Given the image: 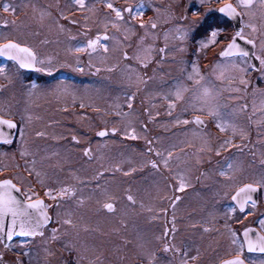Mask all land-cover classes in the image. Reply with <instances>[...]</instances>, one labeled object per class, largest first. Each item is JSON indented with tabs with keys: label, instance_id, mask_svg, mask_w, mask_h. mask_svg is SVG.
Here are the masks:
<instances>
[{
	"label": "flooded vegetation",
	"instance_id": "obj_1",
	"mask_svg": "<svg viewBox=\"0 0 264 264\" xmlns=\"http://www.w3.org/2000/svg\"><path fill=\"white\" fill-rule=\"evenodd\" d=\"M97 0H86L89 5L96 3ZM161 8L162 18L158 23V27L155 31V45L157 51L153 53L155 56L152 59V63L147 68H141L139 64L134 60L125 61V66H131L138 72V74L147 83L139 84L131 88V91L136 92L134 100V112L133 119L136 121L137 131L145 136L147 139L127 140L123 139L121 134L100 138L95 136V132L101 130L104 125L101 120L98 119L102 113L92 111L90 108L81 109L79 104L83 99L85 104L93 103L102 110L108 109L110 104L116 103L117 90L112 86L113 81L116 78L118 71L107 72L101 71L96 73L95 68H89V55L87 53H76L75 51H69L76 46L86 43L84 34L81 31V21L83 20V14L79 11H75L72 14H68V19H59L55 7L50 11L54 18L59 19V23L65 28L64 32L59 30L45 21V24L41 26L38 22V13L33 12V5L37 10L44 8L49 4H55L56 0H0V36L8 35L9 37L17 39L22 44L33 48L38 54L40 59L45 61V67H51V74L43 71H35L32 69L20 70L21 75L12 84H9L6 80L0 78V108H7L10 110L11 117L14 121L24 127V139L23 143L28 148L30 153L36 152L38 148L43 146V151L46 158L54 157L60 162H64V158H68L69 155L79 159L78 154L83 147L91 145L93 158L89 160L83 156L82 163H78L79 166L74 165V168L81 169V167L88 162L93 174V182L90 186L77 187V199H65L61 203H64V207H69L72 202L78 201V195L81 192L88 195H93L92 199L86 205L88 209L94 213L91 214H72L74 221L82 224H87L90 229L96 228L98 231H89L85 233L80 232L79 243H82L89 248H99L103 252L101 259L104 264H131L132 256L130 252L124 251L117 253V250L121 248L123 239L121 233H124L126 241L131 237L132 228L130 227V221L139 219L143 221H149L152 224L156 223L159 233H163V229L168 221L172 218V208L169 207V201L167 197L173 195H179L182 197L181 201L177 203L175 209L177 232L180 230L179 222L185 220L188 217L193 223L195 222V192L196 185L202 183L193 179V186L186 189L185 192H174L173 188L169 187L170 184H176V180L173 179V175L178 170L191 169L193 177L205 172L208 178L203 179V188L206 201L215 207L216 213L207 216L206 227L210 229L208 232H204V241L202 245H197L198 237L193 235V228L189 230V237H191L190 245L188 248L189 256L197 255L198 259L195 264H219L220 259L228 258L229 253L234 251V246L231 245L230 240L226 235H221L225 232L224 224L227 222L230 227L238 234V242L243 241V229L244 227H250L253 232L250 235L254 238L256 233L260 231L259 220L264 219V194L256 196L254 198L258 200V205L255 210L250 207L245 210V213H240L239 210L231 214V218H228V207H232L230 197L223 195V189L220 185L214 183V180L220 179L215 176L213 169L216 167V161L222 160V157L231 156L235 159L239 165L241 171L238 173L242 179H250L255 175H258L261 169H264V164H261V159H264V110L261 109V102L264 101V95L261 92L264 91V77L260 76L263 72L260 67L259 61L255 56L248 57L252 67L248 69L245 78L249 81L247 91L241 90L240 92L231 91L233 87H239L243 89L242 85H239L238 79L234 84L229 83L230 77H238L240 73L236 71H229L225 73L223 80L216 79V76L211 71V66L219 59V51L227 43V39L231 37L233 32L239 27L238 19L228 21V23L220 22L221 14L216 11L220 6L218 0H204L203 3L196 0H159ZM66 0H59L61 8L64 7ZM234 2V0H232ZM8 3L16 8L15 14L11 11L5 13L3 11V5ZM169 5L171 8L169 9ZM187 8L188 20L192 19L191 13L193 11H199L205 15V23L203 27H198L195 30V36L197 41L204 39L209 33L205 31L208 24H212L216 27L217 24L221 29L218 39L222 41L221 44L210 47L206 50L197 53L196 49L199 47L198 42H194L189 39L185 46V51H175L174 44L179 43L174 41L171 36L169 37V48L172 51L165 57V61L160 63V56L158 49L164 45V32L171 28L172 24H166L163 21V12L165 10L173 12L176 16H179ZM259 13V9H257ZM77 20V24L69 23L70 20ZM245 17V21H247ZM7 21V27L4 26ZM259 26V17L253 21ZM138 25L140 21L133 22ZM250 30L245 29L248 33ZM88 33H92L89 32ZM109 34L112 35L111 29ZM138 35H142V31L138 29ZM70 36H74L75 39H70ZM256 38V48L253 49L251 45L245 44L243 41H238L241 47L245 48L249 52H255L256 55L261 54L259 33L254 34ZM94 38V37H93ZM47 41V43H45ZM137 37H132L130 47L127 51L129 55H133L134 43H136ZM109 45V53L104 64H101L99 59L93 54L92 63L100 67L110 66L116 63L115 57L112 56L116 50L115 41H103ZM174 52V55H173ZM100 55L103 56L102 50ZM79 57V66L84 69L83 72L73 71V68L65 65H76V58ZM51 58V63L48 62V58ZM195 61L198 63L201 74L205 76L206 86L212 89L213 97L211 103L219 108V111L224 114V118L230 120L237 127L244 128L248 135L244 141H240L236 138L237 143L243 145L242 149H230L229 152H222L221 157H216L212 154L213 163L210 165L206 163L204 169L196 166L195 148H187L185 144L181 142H192L197 145L198 136L202 135L205 138H210L213 145L218 141L226 138L224 133L219 132L216 128V120L205 114L202 115L204 120L203 126H198L194 123L176 124L175 120L178 118L181 121L187 119L192 121L195 116L201 113L197 111L201 107V101L198 99L200 92L189 91L185 93L184 98L176 102L175 108L172 110L171 115L168 114V100H165L162 93H167L172 85L177 80L183 82L186 85L191 86V82L187 80V73L182 69H187V72L191 71V64ZM122 64V62H121ZM13 62L0 57V67H12ZM39 66V65H38ZM122 66V65H121ZM247 67V65H244ZM95 73V74H93ZM199 79V77H197ZM35 84L36 88L31 89V85ZM92 87V88H90ZM89 88L90 90H86ZM31 89V94H29ZM67 89V91H64ZM129 91L127 85L126 92ZM159 93V94H158ZM73 95L76 97L75 106H73ZM89 99V100H86ZM122 99V95H121ZM123 104L124 101H118ZM246 105V109L242 106ZM67 106V111H62ZM148 109V113L151 114L152 119H149V114L145 113L144 109ZM158 113V114H157ZM23 117V120L21 119ZM31 117L29 120L28 118ZM104 119L114 121L117 118L115 116H104ZM113 125L109 123L107 127L111 129ZM118 128L123 127V123L116 125ZM146 126V129H145ZM6 131L8 130L7 128ZM37 131L46 133L45 136L37 137L35 133ZM201 132H208L200 134ZM197 133V135H194ZM72 135H76L80 139L79 144H74L71 140ZM231 136V132L227 133ZM53 136H63V139H53ZM153 140L154 146L158 149L165 150L170 148L173 144L177 145V149L174 152V156H179L180 161L171 162V171L165 169L162 165L159 170L149 167L140 168L139 166H132L126 159L121 167L123 171H128L130 167H134L137 170L132 172L129 176H124L123 171H115V165L118 164L120 153L127 154L129 150L132 151V147L142 151L141 159L147 161L150 159H156L154 154L147 153V140ZM200 139V138H199ZM13 144L0 145V150L13 153L16 160V170L20 173H27L24 171L25 160L19 155V145L21 144V138L19 134V128L14 129L12 136ZM138 141L139 144H138ZM36 143L38 145L36 146ZM39 146V147H38ZM183 147L184 152L181 153L179 149ZM53 152L59 153L58 156H52ZM82 152V151H81ZM130 157L131 154L129 153ZM207 157V155H206ZM35 158V156H34ZM28 160L33 159L32 155L27 157ZM36 159V158H35ZM181 160L186 163V166L181 165ZM7 161V158H6ZM38 163V161H37ZM120 163V162H119ZM179 165V168L177 167ZM42 169L41 165L37 168ZM106 169H112L106 171ZM103 172V176L97 178V173ZM120 177L124 181L116 182L113 179ZM102 178H108L103 181ZM110 180V181H109ZM97 183L100 185L96 187ZM73 184V183H69ZM74 185V184H73ZM49 187H57V183H48ZM41 198L45 199L48 204L54 203L43 197V189L40 187ZM134 196L136 203L131 204L127 199V195ZM87 195V194H86ZM101 195L105 197H112L111 201L115 205V211L109 213L102 208ZM87 200V201H88ZM68 202V203H67ZM78 204V203H77ZM141 204L145 208L141 207ZM147 207H152L153 212L146 211ZM162 208H167L168 212L165 214L160 211ZM63 209V208H62ZM61 209V210H62ZM56 210L55 208L53 209ZM53 210H49V214L52 217V222L49 225L48 231L52 227H57V215ZM70 211V210H69ZM219 211V212H218ZM254 211V215L247 216V212ZM61 214L63 218L64 214ZM158 216V219H150V217ZM245 216L247 218L245 219ZM108 220H105V219ZM242 221V222H238ZM168 227H171L168 224ZM118 229V231H117ZM217 229L219 231H217ZM176 232V233H177ZM109 235V236H108ZM171 235V233H170ZM108 236V237H107ZM107 237V239H105ZM103 238V239H102ZM118 238V240L116 239ZM25 238L14 239L13 243L17 245V251H21V243ZM95 240L97 245H95ZM105 240L107 245L100 246L101 242ZM99 241H101L99 243ZM54 247L59 248V245ZM180 247V246H178ZM185 250V247H180ZM102 249H106L104 252ZM125 249L129 248L125 245ZM40 264H43V252L39 253ZM158 256L164 260L170 259L173 264H178V261L173 260L172 254H164L159 251ZM63 257L68 261V264H74L75 256L69 252H63ZM121 257L123 259L121 260ZM244 257L247 264H251V261L255 260L258 264L259 260L264 258L259 253H248L245 249ZM9 258H12V254H9ZM89 258H93L89 253ZM27 260V258H25ZM33 264H36L34 260ZM82 264H88V260L85 259Z\"/></svg>",
	"mask_w": 264,
	"mask_h": 264
},
{
	"label": "snow or ice",
	"instance_id": "obj_2",
	"mask_svg": "<svg viewBox=\"0 0 264 264\" xmlns=\"http://www.w3.org/2000/svg\"><path fill=\"white\" fill-rule=\"evenodd\" d=\"M204 0H201L203 3ZM219 7L216 9L221 14L222 23H228L238 19L239 27L233 32L230 38L227 39V43L219 51V59L216 63L211 66L212 73L216 76V79L223 80L225 73L229 71H236L240 73L238 77H230L229 83L234 84L238 79L239 85L243 86V89L239 87H233L231 91L240 92L241 90L247 91L249 81L245 78L247 71L252 67L248 57L255 56L259 61L261 70L264 71V0H218ZM99 5H102L104 12L103 18L98 21L100 26L103 28V33L99 31L94 38H88L86 43H82L76 46L74 49L69 51H75L76 53H87L89 55V68H95V72L107 71L113 72L120 69L119 61L110 66L100 67L92 63L93 54L99 59L101 64H104L107 55L109 53V45L103 43V41L113 40L116 44L120 45L124 50L122 51L120 59L122 61L134 60L141 68H147L152 63L153 53L157 50L154 44H148L149 38L153 41L156 38L154 30L157 29L158 23L162 18L161 8L158 6H152V10L156 13V17H149L147 23L144 22L145 16L143 3L128 4L126 7L118 8L114 5L111 0H97L96 3L89 5L86 0H66L65 5L61 8L59 0L56 3L49 4L44 8L37 10L36 6L33 5V12L38 13V22L41 26L45 24V21L52 26H55L59 32H64L65 28L59 23V19H68V14H72L75 11L81 13H88L84 15L85 21L84 27L90 31L88 21L95 16L99 10ZM55 7L58 17L54 18L51 8ZM169 9L171 5L168 6ZM259 9V13H257ZM3 11L5 13L11 11L13 14L16 12V8L13 5L5 3L3 5ZM127 13V18L125 16ZM187 8L179 16H176L173 12L165 10L163 12V21L166 24H172L173 26L164 32V45L158 49L160 56V63L165 61V57L169 55L172 49L169 48V37L179 43L174 44L173 48L175 51H185V46L189 39L194 42H198L199 47L196 49L197 53L206 50L210 47L219 45L222 43L218 39L220 36L221 29L218 24L213 27L212 24H208L205 31L209 33L206 38L199 39L197 41L195 36V30L198 27H203L205 23V15L199 11H193L191 13L192 19L189 21L187 16ZM259 17V26L253 21ZM247 17V21H245ZM139 20L140 23L135 25L133 22ZM69 23L77 24L78 21L73 19ZM7 27V21L4 24ZM109 29L113 30V34H109ZM138 29L142 31V35H138ZM245 29H249L248 33ZM115 33H119L122 39L117 38ZM259 33L260 49L261 54L256 55L255 52H249L245 48L241 47L238 41H243L247 45H251L253 49L256 48V38L254 34ZM87 35V32L83 33ZM132 37H137L136 50L133 55H129L127 48L130 44H125V41H131ZM70 39H75L74 36H70ZM47 43V41H45ZM100 50L103 52V56L100 55ZM174 55V52H173ZM0 57L5 58L8 61L13 62L12 67H0V78L6 80L9 84L14 83L21 75L20 70L32 69L35 71H43L51 74V67H45V61L40 59L39 54L31 47L26 44H22L17 39L9 37L8 35L0 36ZM48 62L51 63V58H48ZM79 57L76 58V65H65L73 68V71L83 72L84 69L79 66ZM39 65V66H38ZM247 65V67H244ZM126 74L129 91L124 94V103L119 102L110 104L108 109L102 110L93 103L85 104L83 99L79 104L81 109L90 108L92 111L102 113L98 119L104 127L95 132L96 137L105 138L110 134L112 136L121 134L123 139L127 140H138L147 139L142 136L135 126L136 121L133 119L134 112V100L136 92L131 91L133 86H137L139 90V84H145V81L131 66H126L124 69H120ZM187 73V80L191 82V86L184 84L177 80L174 85L170 88L167 93H162L165 100H168V114L171 115L172 110L176 106V102L184 98L185 93L189 91L199 90L200 95L198 99L201 101V107L197 109L201 114L195 116L192 121L187 119L180 120L176 119V124L187 125L194 123L198 126L204 125V120L201 118L202 115L206 114L216 120V128L219 132L224 133L226 138L218 141L215 145L212 144L210 138L200 137V144L195 145L192 142H181L185 144L187 148H195L196 164H202L204 162L205 154H207V162L211 165L212 154L216 157H221L222 152H229L230 149H242L243 145L236 142L238 137L240 141H244L248 135L247 131L242 127H237L230 120L224 118V114L219 111V108L211 103L213 97L212 89L206 86L205 76L201 74L199 65L193 61L191 64V71L187 72V69H182ZM95 74V73H93ZM199 77V79H197ZM4 87V85H0ZM36 85H31V89H35ZM29 89V94H31ZM64 91H67L65 89ZM159 94V93H158ZM264 95V91L261 92ZM76 97L73 95V106H75ZM246 105L242 108L246 109ZM261 109L264 110V101L261 102ZM67 111V106L62 109ZM145 113H148V109H144ZM149 119H152L150 113ZM158 114V113H157ZM115 116L117 119L109 121L104 119V116ZM23 120V117H21ZM29 120L31 117L28 118ZM111 123L113 126L111 129L107 125ZM123 123L122 128H118L116 125ZM264 123V122H262ZM7 128L8 130L19 128V134L21 138V144L19 145V155L25 160L24 171L27 172L28 177H34L35 182L43 189V197L54 203L48 204L45 199L41 198V195L36 191L32 183L26 180L23 176L13 175L9 178L0 179V264H33L34 260L36 264H40L39 253L43 252V264H68V261L63 257V252H69L75 256L74 264H82L87 259L88 264H104L101 259L103 252L96 248H89L88 246L79 243L80 232L83 231L88 233L89 231H98L99 229H90L87 224L78 223L73 220L72 213H65L61 218L60 212L57 211V227H52L50 231L49 225L52 222V217L49 214L50 209H59L61 202L67 199H77V187L73 184L66 182L56 181L57 187H49L47 181L51 179L46 172H42L37 168V160L34 158L35 154L30 153L28 148L23 143L24 139V127L23 124L18 125L11 117L10 110L7 108H0V144L11 145L13 140L9 138L10 133L4 132L2 129ZM146 129V126H145ZM231 132V136L227 133ZM37 137L45 136L46 133L37 131L35 133ZM197 135V133H194ZM63 136H53V139H63ZM71 140L74 144H79L80 139L76 135H72ZM147 153L154 154L156 159H150L147 161H141L139 164L140 168L151 167L152 169L159 170L161 165L171 171V162L180 161L179 156H174V152L177 149V145L173 144L170 148L161 150L154 146V141L148 139ZM83 156L89 160L93 158L91 145L83 147L81 149ZM181 153L184 152V148L179 149ZM29 155L33 156V159L28 160ZM52 156H58L59 153L53 152ZM67 158H64L66 162ZM131 163V161H128ZM124 161L115 165V171H123L121 164ZM216 167L213 169L215 176L220 179L214 180V183L220 185L223 189V195L230 197L232 207L228 209L227 216L231 218V214L235 213L237 209L240 213H245L247 208L255 210L258 205V200L254 198V194L259 196L264 194V169H261L258 175L253 176L250 179H242L238 176L241 171L239 163L231 156L222 157V160L215 162ZM261 164H264V159H261ZM17 167H19L17 165ZM52 167H61L63 164L57 161ZM179 168V165H177ZM6 170V169H4ZM112 169H106L111 171ZM137 169L130 167L128 171H123L124 176H129L132 172ZM70 178L73 180L79 179L76 177L72 170L69 169ZM103 176V172L97 173V178ZM208 178L205 172H200L199 175L193 177L191 169L178 170L173 175V179L176 180V184H170L169 187L173 188L174 192H185L187 188L193 186V179L200 181ZM97 188L100 185L97 183ZM112 197H108L105 202L102 203V208L109 213L115 211V205L110 202ZM126 199L131 203L135 204L136 200L133 195L128 194ZM169 201V207L172 208V218L168 221L163 229L161 235L154 237L155 241L159 242L161 247L159 251L164 254L171 253L173 260L178 261V264H195L198 259V254L189 256L187 250H183L176 246L172 241L175 239V233L177 232L175 209L177 203L181 201L182 197L179 195H173L167 197ZM78 204L82 206L84 204V198H78ZM142 208H145L141 204ZM146 211L153 212L152 207H147ZM161 212L167 213V208L160 209ZM254 211L247 212V216L254 215ZM245 216V219L247 218ZM158 216L150 217V219H158ZM242 222V221H238ZM168 224L171 227H168ZM260 231L256 233L253 238L250 233L253 229L250 227H244L242 235L243 241L238 242V234L233 230L227 222L224 224L225 232L221 235H226L230 240L231 245L234 246V251L229 253L228 258H222L219 264H247L244 257L245 249L248 253H259L264 257V219L259 220ZM191 227L196 228L197 223H193ZM118 231V229H117ZM204 232L210 231L208 227L203 228ZM217 231H219L217 229ZM171 233V235H170ZM15 237L25 238L20 245L21 251H17V245L13 243ZM150 241H140L137 243V248L140 249V255L146 261V264H173L172 260H164L162 257L157 255V250L149 248L147 245ZM59 245V248L54 247ZM12 254V258H9V254ZM89 253L92 254L93 258H89ZM27 258V260H25ZM123 257H121V260ZM251 264H257L255 260L251 261ZM258 264H264V258L260 259Z\"/></svg>",
	"mask_w": 264,
	"mask_h": 264
},
{
	"label": "rangeland",
	"instance_id": "obj_3",
	"mask_svg": "<svg viewBox=\"0 0 264 264\" xmlns=\"http://www.w3.org/2000/svg\"><path fill=\"white\" fill-rule=\"evenodd\" d=\"M197 2H200V0H196ZM97 2V1H96ZM111 2L114 3V5L118 8H123L126 7L128 4H132L133 6H135L136 4H140L143 3L144 5V11H145V16L143 18L144 22L147 23L149 20V17L155 18L156 17V13L152 10V6H158L160 5V1L159 0H111ZM99 10L97 12V14L95 16H92V18L87 22L89 27H90V31L92 32L91 34L88 33V30L85 29L84 27H81V31L82 33L87 32V35H84V38L87 39L88 38H93L95 37V35L97 34V32L99 31L101 34L103 33V28L100 26V24L98 23L99 20H101L103 18L104 12L106 11L105 9H103L102 5H99ZM84 15H89L88 13L85 12ZM125 16L127 18V14L125 13ZM161 20V19H160ZM139 21V20H137ZM85 21L84 19L81 21V24L84 25ZM112 34H113V30ZM115 36L117 38L122 39V37L120 36L119 33H115ZM155 41V40H154ZM153 41L152 38H149L147 43L148 44H154L155 49L157 50V46L155 45V42ZM137 42V41H136ZM114 43V41H113ZM125 44H130L129 41H125ZM134 49L136 48V43H134ZM116 50L113 52L112 56L115 57L116 63L119 61L120 64V69H124L126 66L124 65L125 61H122L120 59L122 51L124 50L120 45L116 44ZM128 49V48H127ZM156 54V53H155ZM154 54V56H155ZM153 56V57H154ZM122 62V64H121ZM122 65V66H121ZM120 69H118V73H116V78L113 81L112 86L117 90V99L116 101H124V94L126 93V87L128 85L127 83V77L126 74L124 72H122ZM260 76L264 77V71L260 74ZM139 86V85H138ZM92 88V87H90ZM137 86L135 87L136 90ZM86 90H90L89 88H86ZM121 95H122V99H121ZM89 100V99H86ZM208 132H201L200 134H205ZM202 135L196 137L198 138V142L197 145L200 144V137ZM140 141H138L139 144ZM38 145V143H36V146ZM39 147V146H38ZM43 146H41V148H38L35 152V158L38 161L37 166L41 165L42 169H40L42 172H46L48 174V176L51 178L47 181V183H55L56 181H60V182H66V183H73L76 187L80 188V187H84V186H90L91 183L93 182V174L91 171V167L88 165H90L88 162H86L81 169L78 168H74V165L79 166L80 163H82V152L80 150V153L78 154V158L76 157H72L71 155L68 156L66 162H61L63 164V168L61 167H52L53 164L57 163V159L52 157H48L46 158V156L44 154H46L45 151H43ZM44 153V154H43ZM129 153L131 154V157L129 155ZM129 153L127 154H123L120 153L119 156V160L118 163L121 161H125V159L127 161H131L132 160V166H139L140 162L143 160L141 159V154L142 151L139 149H135L134 147H132V151L129 150ZM207 154H205V158H204V162L202 164H199L196 166L198 168L204 169L206 163H207ZM7 158V161H6ZM15 156L13 155V153L11 152H7V151H2L0 150V179H4V178H9L13 175H20L23 176L26 180H28L30 183L33 184V186L35 187L36 191L40 192V185L37 184L35 182V178L34 177H28L27 173H19L15 168H16V163L14 160ZM79 163V164H78ZM123 164V163H122ZM181 165L186 166V163H184L183 160H181ZM6 169V170H4ZM39 169V167H38ZM69 169L72 170L73 174L78 177L79 179L77 180H73L70 178L69 175ZM108 178H102L103 181L107 180ZM110 181V180H109ZM113 181L116 182H122L124 181L123 179H121L120 177H117L113 179ZM202 183H198L197 181V187H196V194H195V200H194V207H195V222L193 223H197V227L193 228V232L192 234L198 237L197 240V245H202L203 241H204V231L203 228L206 227V222H207V216L213 213H216L217 211H215V208H219V206H211L208 201H206V197H205V193L203 190H201L204 186L203 184V179L201 180ZM58 185V184H57ZM80 186V187H79ZM87 194V195H86ZM86 194L82 193L78 195L79 197H83L84 198V204L82 206H80L79 204H77L78 202H72L71 201V205H69V207H64V203H61V207L59 209H56L54 211V213L56 214L57 211L60 213H68L71 212L72 214H91L94 215V213L97 214V212L92 213L89 209L88 206H86L89 201V199L93 198V195L90 194L88 195V192H86ZM102 198V201L104 198H108L105 197L103 195L100 196ZM88 200V201H87ZM68 203V202H67ZM63 208V209H62ZM230 207H228L229 209ZM62 209V210H61ZM70 210V211H69ZM219 212V211H218ZM105 220H108L107 218ZM140 221L137 220H132V222L130 221V227L132 228V234L131 237L128 239L127 242L124 243V240L126 241V237H124V233L122 234V237L119 239H123V242L118 243L121 244V248H119L117 250V253L120 252H124V251H128L130 252L131 256H132V263L131 264H146V261L144 260V258L139 254L140 253V249L137 248V243L140 241H150V243L147 245L149 248H152L154 250H157V255L159 253V248L161 247L160 243L155 241L154 237L158 234L159 232L156 230L158 229V225L156 226V223L152 224L149 221H143L141 219H139ZM188 217H185V220L182 219L181 222H179V226H180V230L179 232L175 233V239L172 241V243H174L176 246H180V247H185V250L188 251V246L190 245V240L191 237H189V230L191 228V225L193 224ZM109 236V235H108ZM107 236V237H108ZM107 237L105 239H107ZM103 239V238H102ZM118 240V238H116ZM109 240V239H107ZM95 245H97L98 240H95ZM101 241H99L100 243ZM107 245L105 243V240L103 242H101L100 246H105ZM125 245L129 248V250L125 249ZM96 249H99L98 247ZM104 252H106V249H102ZM40 257V256H39ZM168 259H166L167 261ZM170 260V259H169Z\"/></svg>",
	"mask_w": 264,
	"mask_h": 264
},
{
	"label": "water",
	"instance_id": "obj_4",
	"mask_svg": "<svg viewBox=\"0 0 264 264\" xmlns=\"http://www.w3.org/2000/svg\"><path fill=\"white\" fill-rule=\"evenodd\" d=\"M127 14V13H126ZM4 132L6 133H10V136L9 138L12 140V136L14 134V129H12L11 131H6V129H2ZM1 145V144H0ZM17 238H21V237H15L14 239H17Z\"/></svg>",
	"mask_w": 264,
	"mask_h": 264
}]
</instances>
